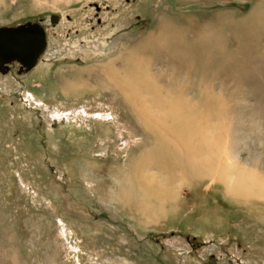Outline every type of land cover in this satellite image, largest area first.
<instances>
[{"label":"rangeland","instance_id":"1","mask_svg":"<svg viewBox=\"0 0 264 264\" xmlns=\"http://www.w3.org/2000/svg\"><path fill=\"white\" fill-rule=\"evenodd\" d=\"M26 23L0 264H264V0H0Z\"/></svg>","mask_w":264,"mask_h":264},{"label":"water","instance_id":"2","mask_svg":"<svg viewBox=\"0 0 264 264\" xmlns=\"http://www.w3.org/2000/svg\"><path fill=\"white\" fill-rule=\"evenodd\" d=\"M46 49L45 32L36 23L0 28V63L17 62L23 72L31 71Z\"/></svg>","mask_w":264,"mask_h":264},{"label":"flooded vegetation","instance_id":"3","mask_svg":"<svg viewBox=\"0 0 264 264\" xmlns=\"http://www.w3.org/2000/svg\"><path fill=\"white\" fill-rule=\"evenodd\" d=\"M99 8L95 6V11L99 12ZM12 63V62H11ZM9 63V64H1L0 63V75H5V74H8L10 73L11 71V68H15V70L18 72V71H21L23 73V69L20 68L19 64L17 62H14V63ZM26 74V73H25ZM155 244H158V240H155L154 241Z\"/></svg>","mask_w":264,"mask_h":264},{"label":"bare ground","instance_id":"4","mask_svg":"<svg viewBox=\"0 0 264 264\" xmlns=\"http://www.w3.org/2000/svg\"><path fill=\"white\" fill-rule=\"evenodd\" d=\"M46 39V38H45Z\"/></svg>","mask_w":264,"mask_h":264}]
</instances>
